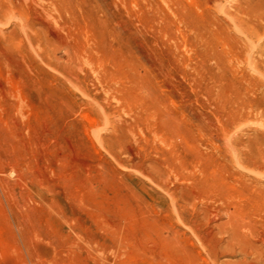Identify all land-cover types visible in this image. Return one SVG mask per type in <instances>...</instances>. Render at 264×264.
I'll return each instance as SVG.
<instances>
[{
  "label": "rangeland",
  "instance_id": "obj_1",
  "mask_svg": "<svg viewBox=\"0 0 264 264\" xmlns=\"http://www.w3.org/2000/svg\"><path fill=\"white\" fill-rule=\"evenodd\" d=\"M236 1L0 0L32 162L0 264H264V54L237 51Z\"/></svg>",
  "mask_w": 264,
  "mask_h": 264
},
{
  "label": "bare ground",
  "instance_id": "obj_2",
  "mask_svg": "<svg viewBox=\"0 0 264 264\" xmlns=\"http://www.w3.org/2000/svg\"><path fill=\"white\" fill-rule=\"evenodd\" d=\"M210 7L225 11V5L221 0H209ZM238 15L232 19V24L238 35L234 37L238 52L246 54L247 63L256 68L262 62L264 54V0H237L235 2ZM254 52H257L254 55ZM11 105L20 106V102L12 98L0 97V222L6 227L12 226L11 221L17 227L19 237L25 245H28V229L31 226V205L29 195V180L32 174L31 143L30 139L19 134L17 113L12 111ZM24 108V106H22ZM13 112V113H12ZM25 125V124H24ZM24 127V126H23ZM43 179L40 173L37 176ZM264 194V189L262 190ZM264 205V204H263ZM258 207V211H261ZM241 209L235 202L233 210H227V224L233 225L234 236L242 240L249 239L252 231L241 229L238 225ZM264 243V233H257ZM5 242L9 251L14 248L12 244Z\"/></svg>",
  "mask_w": 264,
  "mask_h": 264
}]
</instances>
